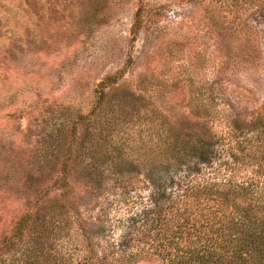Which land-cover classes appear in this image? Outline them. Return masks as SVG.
Segmentation results:
<instances>
[{
	"label": "rangeland",
	"instance_id": "obj_1",
	"mask_svg": "<svg viewBox=\"0 0 264 264\" xmlns=\"http://www.w3.org/2000/svg\"><path fill=\"white\" fill-rule=\"evenodd\" d=\"M260 115L264 0H0V264L120 241L132 182L168 161L164 128L179 142L212 129L223 160L232 122ZM38 207L61 233L15 241Z\"/></svg>",
	"mask_w": 264,
	"mask_h": 264
},
{
	"label": "trees",
	"instance_id": "obj_2",
	"mask_svg": "<svg viewBox=\"0 0 264 264\" xmlns=\"http://www.w3.org/2000/svg\"><path fill=\"white\" fill-rule=\"evenodd\" d=\"M77 123L74 122V129ZM232 124L239 146L225 152L223 160L218 140L210 141L214 138L212 129L205 128L209 136L179 142L180 131L164 128V144L159 147L160 152L169 155L168 161L161 162L155 174L146 173V177L132 182L131 189L138 188L136 192H140L139 207L126 219L120 241L97 234L87 246L88 253L81 251L77 259L40 248L43 261L50 264L52 258L59 260L57 264H264V116L250 123L235 119ZM69 164H63L66 172ZM65 179L61 177L58 184ZM145 190L148 192L144 195ZM39 200L35 203L38 206ZM47 210L38 207L35 215L23 216L17 222L15 241L32 234L35 241L46 242L54 231L61 233L58 217H48ZM58 215L61 219L64 214ZM79 221L76 227L86 237L88 226L80 217ZM24 255L25 252L18 264L32 263Z\"/></svg>",
	"mask_w": 264,
	"mask_h": 264
}]
</instances>
